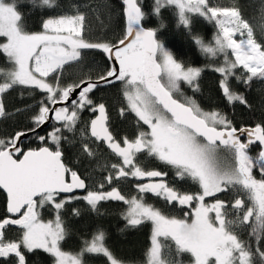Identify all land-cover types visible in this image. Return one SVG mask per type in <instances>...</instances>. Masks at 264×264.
I'll return each mask as SVG.
<instances>
[{"label":"snow or ice","instance_id":"1","mask_svg":"<svg viewBox=\"0 0 264 264\" xmlns=\"http://www.w3.org/2000/svg\"><path fill=\"white\" fill-rule=\"evenodd\" d=\"M30 3L33 8L56 6V0ZM121 4L126 29L123 38L110 43L85 39L86 17L79 10L50 16L43 20L42 31L30 32L17 0H0V54L9 65L0 68V97L16 86L39 89L46 93V100L31 117L34 127L28 131L36 132L50 119L62 125L54 127L47 137H38L45 146L26 151L19 145L26 132L0 138V191L6 194V210L10 214L0 219V258L12 257L14 264H28V256L40 252L47 254L51 264H85V255L93 254L103 256L106 264H128L107 246L102 229L86 239L79 251L63 249L61 242L67 230L61 210L71 200L82 199L94 211L101 201H122L127 205L123 214L126 227L151 223L143 264H180L175 257L184 255L190 257V264H264V123L237 129L219 111H205L194 98L185 96L181 84L199 91L202 69L178 62L157 39L158 29L143 26L146 13L140 0H121ZM168 7L175 9L178 24L185 28H190L192 16L215 23L217 32L212 42L206 44L198 36L193 37L194 42L208 56L223 55V63L213 71L222 77L219 88L227 102L247 104L243 95L232 91L229 79L235 77L245 84L254 78L264 80V42L257 40L239 0L228 6L213 5L211 0H154L153 14L159 17L161 9ZM258 15L257 27L264 34V0ZM85 49L105 53L113 66L95 81L80 79L79 83L65 86L59 75L55 76V83L49 81L66 65L80 62L81 50ZM238 68L244 70L243 77L236 75ZM114 81L123 84L126 101L119 114L133 113L141 126L134 138L117 140L109 128L106 105L94 102L90 96L101 83ZM77 90V98L72 99ZM69 102L71 107L67 106ZM57 104L65 106L49 107ZM84 110L94 115L87 126L90 137L106 144L119 158L118 163L111 165L115 179L148 181L136 185L139 197L126 198L116 187L104 191L103 183L100 190H87L85 180L63 162L62 141L68 139L63 133L75 131ZM6 115L10 114L0 99V117ZM245 135L246 142L241 138ZM48 140L55 145L54 150L47 146ZM254 144L259 145L255 157L250 155ZM81 151L87 157L96 155L88 140L83 141ZM144 153L170 166L180 180L190 179L198 185V191L181 192L167 182V172L146 170L136 162ZM104 179L109 185L113 182L111 174ZM76 189L86 190V195L58 199L61 193ZM229 191L235 192L231 202L218 198V194ZM145 193H152L169 205L187 206L191 211L185 212L184 218L166 215L145 202ZM207 198L212 202L207 203ZM45 206L55 212L54 219L41 218L38 209ZM74 214L79 215V211L74 210ZM9 226L19 229L14 240L6 239ZM248 229L252 239L246 241L241 232Z\"/></svg>","mask_w":264,"mask_h":264},{"label":"trees","instance_id":"2","mask_svg":"<svg viewBox=\"0 0 264 264\" xmlns=\"http://www.w3.org/2000/svg\"><path fill=\"white\" fill-rule=\"evenodd\" d=\"M140 3L146 13L143 26L158 29L157 39L165 44L178 62L185 66L202 69L198 79L199 91L194 92L187 84H181L185 96L194 98L205 111H219L232 121L233 126L237 129L255 127L256 124L264 123V80L254 78L250 83L245 84L235 77H230L229 83L232 91L243 95L247 104L228 103L219 88V81L222 77L213 71L214 67L223 63V55L208 56L201 52L199 46L194 42V36L200 37L206 44L212 42L217 32L214 22H209L203 17L192 16L190 28H185L178 24V17L174 8L161 9V14L157 17L152 11L154 0H140ZM211 3L228 6L233 3V0H211ZM17 4L18 10L23 14L26 30L30 32L42 31L43 20L50 16L74 14L77 10L85 14L84 37L89 41L116 43L123 38L125 32L120 0H56V6L51 9L33 8L30 0H17ZM106 4L107 6H105ZM239 5L245 19L252 24L257 40L264 42V34L257 27L261 0H239ZM81 55L80 62L66 65L62 73L53 74L49 81L55 83L56 75L60 76V81L65 86L79 83L80 79H97L99 75L106 73L110 67L107 55L100 50H81ZM7 67H9L7 58L0 54V68ZM236 75L243 77L244 70L238 68ZM90 96L94 102L106 105L109 115V128L117 140H121L125 136L134 138L141 130V126L137 124L133 113L126 112L124 116L119 114V109L126 107V101L123 97V84L120 81L99 85ZM0 99L5 105L6 112L10 114L0 117V138L8 139L18 131H28L29 128L34 127L31 117L38 112L41 102L46 100V93L39 89L16 86L3 94ZM68 107H71V104ZM92 117L91 111H82L75 131L63 133L68 138L62 141L63 162L85 180L88 186L87 190H100V185L103 183L104 191H110L112 187H116L126 198L139 197L141 194L136 187L139 184L138 181L129 177L116 180L111 165L118 163L119 158L106 149L102 143L94 141L89 136L87 126ZM54 127H62V125L53 120L43 131L30 135L26 141L22 142L21 148L26 151L29 148L45 146L38 137H47ZM143 127L146 128V126ZM82 130L83 135L81 134ZM84 140H88L91 144L96 153L94 157H87L82 153L81 145ZM46 143L47 146L55 149L51 140ZM258 151V145L250 146V155L255 157ZM136 162L146 170L158 169L167 172L168 175L165 177L167 182L181 192L195 193L198 191V185L190 179L180 180L176 177L174 169L164 165L154 157H148L146 153L140 154ZM109 174L113 176L111 185L104 179ZM256 174L259 178L258 171ZM84 195L86 194L72 196L82 197ZM143 196L145 202L161 209L169 216L184 218L185 212L191 211L187 206L169 205L162 198L149 193H145ZM65 198L67 197H58V199ZM218 198L231 202L235 198V192L220 193ZM126 209L127 205L122 201H101L98 210L94 211L82 199L71 200L61 210V218L67 230V236L61 242L63 249L72 252L79 251L86 239H90L94 232L102 229L106 234L107 246L118 257L125 259L128 264H143L144 252L150 243L151 223L145 222L135 228L126 227L127 222L123 218ZM38 210L43 220L54 218L55 212L50 206ZM74 210H78L79 215H75ZM7 215L6 198L0 191V219ZM249 231L250 229L241 232V238L246 241L252 239L248 234ZM5 236L9 240L16 239L19 236V229L17 226H9ZM171 252L173 255L175 254L174 245ZM175 258L180 261V264H190L188 255ZM84 259L85 264H106V259L100 255L86 254ZM0 264H14V258H0ZM28 264H51V259L47 254L38 252L36 255L28 256Z\"/></svg>","mask_w":264,"mask_h":264},{"label":"water","instance_id":"3","mask_svg":"<svg viewBox=\"0 0 264 264\" xmlns=\"http://www.w3.org/2000/svg\"><path fill=\"white\" fill-rule=\"evenodd\" d=\"M120 1H121V0H120ZM123 17H124V16H123ZM124 22H125V29H126V20H125V18H124ZM145 28H146V27H145ZM109 62H110V67H112V66H113L112 61L109 60ZM117 67H118V65H117ZM92 80L95 81L96 79H92ZM102 84H104V83H101L100 85H102ZM78 91H79V90H77V92L73 94L72 99H76V98H77V96H78ZM69 105H70V102L67 104V106H69ZM62 106H65V105H64V104H57V105H54V106H53V105H50V107H62ZM93 118H94V115H93V117H92L91 119H93ZM52 121H53L52 119H50L49 121H47L44 125H42V126H40L39 128H37V129H36V132L24 131V132H26V135L23 136V137H21V139H20V141H19V145H20V147H21L22 142L26 141L27 138H28L30 135L35 134V133H39V132L43 131L45 128H47V127L50 125V123H51ZM54 121H55V120H54ZM89 122H90V121H89ZM241 128H242V127H241ZM246 128H252V127H246ZM239 129H240V128H239ZM88 134H89V136H90V133H89V132H88ZM241 138H242V140H243L244 142H246V140H247L246 135H245V136H242ZM102 144H103V143H102ZM103 145H104V147H105L106 149H108L106 144H103ZM254 145H258V144H254ZM258 147H259V145H258ZM108 150L111 152L110 149H108ZM111 153H112V152H111ZM112 154H113V153H112ZM67 179H68L69 182L71 181V176H70V174L68 175ZM139 181H140V182H144V183H147V182H148L146 179H144V180H139ZM1 192L5 195L6 203H7V197H6V194H5L3 191H1ZM85 192H86V190H84V189H76V190H74L72 193H61L60 196H66V197H68V196H72V195H75V194H82V193H85ZM8 215H10V214H8Z\"/></svg>","mask_w":264,"mask_h":264},{"label":"rangeland","instance_id":"4","mask_svg":"<svg viewBox=\"0 0 264 264\" xmlns=\"http://www.w3.org/2000/svg\"><path fill=\"white\" fill-rule=\"evenodd\" d=\"M237 38H239V37H237ZM206 202H207V203H211L212 200H210V199L208 200V198H207V199H206ZM54 218H55V214H54ZM54 218H53V219H54ZM51 220H52V219H51ZM44 221H48V220H44Z\"/></svg>","mask_w":264,"mask_h":264},{"label":"flooded vegetation","instance_id":"5","mask_svg":"<svg viewBox=\"0 0 264 264\" xmlns=\"http://www.w3.org/2000/svg\"><path fill=\"white\" fill-rule=\"evenodd\" d=\"M129 178H133V177H129ZM133 179H135V180H137L138 181V183H144V182H140L138 179H136V178H133ZM166 179V178H165ZM84 194H86V192L84 193ZM150 195H153L152 193H149Z\"/></svg>","mask_w":264,"mask_h":264}]
</instances>
